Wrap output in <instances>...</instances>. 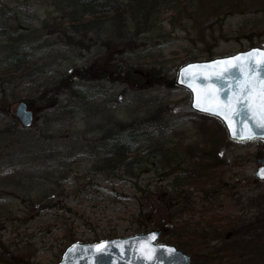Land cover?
Segmentation results:
<instances>
[{"label":"rangeland","instance_id":"rangeland-1","mask_svg":"<svg viewBox=\"0 0 264 264\" xmlns=\"http://www.w3.org/2000/svg\"><path fill=\"white\" fill-rule=\"evenodd\" d=\"M110 1L124 10L121 28L73 32L68 0H0V264H57L74 242L159 229L149 225L155 212L170 221L160 242L190 264H264V182L255 178L264 140H231L175 83L185 63L264 47V0ZM26 41L40 49L14 58ZM93 65L122 71L96 80ZM64 77L103 95L97 120L47 107L76 100L55 88ZM21 102L35 114L31 128L15 115ZM114 120L166 127L178 163L138 170L137 181L97 171V127Z\"/></svg>","mask_w":264,"mask_h":264},{"label":"trees","instance_id":"trees-1","mask_svg":"<svg viewBox=\"0 0 264 264\" xmlns=\"http://www.w3.org/2000/svg\"><path fill=\"white\" fill-rule=\"evenodd\" d=\"M68 2L71 3L70 5L68 4L65 9L70 8L71 15L70 17L69 15L66 16L71 19L69 22L71 31L73 32H95L98 31L97 29L100 25L105 23H110L114 28L122 27L119 23L121 17L125 14L124 10L120 11V9L112 7L110 0H68ZM111 13L113 14L110 15ZM63 32L66 31L64 30ZM63 34L70 37L71 35L76 36L82 33H69L71 35L68 33ZM83 34H92L101 38L104 33ZM105 34H110L109 37L111 35L117 37H124L126 35V33ZM29 44V41H26L25 44L22 43L21 46L18 47V50L14 51V58H25L32 54V50L35 52L40 49L37 47H29ZM96 66L97 65H93L92 67L96 80L107 79L113 77L114 74L120 76L122 71L117 67L116 69L110 67H103L100 69L96 68ZM58 84L59 86H55L56 89L61 88L59 90H62L66 87L69 88L70 97H76V100L72 101V99H70L69 102L64 103L63 100L53 97L49 99L47 107L56 108V114L62 110L65 112L68 109L73 117L77 113H82V118L86 121L88 119L97 120L99 112L97 110L94 111V100L103 95H86L88 92L91 94L95 89L90 85L84 87V85L77 84L72 77L62 78ZM114 122L115 127H109V125H98L97 127L102 133V141L99 143V148L100 151L104 153V157L98 159L99 161L96 163V165L100 167L99 170L95 166L100 173L112 178H121L122 176L135 178L137 181L139 174L136 171L138 170H140L141 173H144L145 170L149 168L150 171L153 170L159 173L161 170H169L173 168L178 163L180 155H178L175 146H173L171 142L165 140V135L168 134H164V131H167L166 127H164V129H162L163 127H138V125L127 124L123 121L114 120ZM107 141H109L108 144ZM177 179L178 177H175V183ZM179 179H181L180 176ZM175 183L172 184V186L176 189L180 184L178 182ZM135 186L136 187L134 188L136 190H140V186L137 183ZM149 212L150 210L148 208L141 207L139 215H149ZM153 214L156 215L157 218L155 217L154 220H151L149 225H156L163 231L170 226V221L160 219L159 212ZM150 216L152 215L150 214ZM172 225L173 224H171V226ZM174 240L176 241L178 239ZM179 243H181V241H179Z\"/></svg>","mask_w":264,"mask_h":264},{"label":"water","instance_id":"water-1","mask_svg":"<svg viewBox=\"0 0 264 264\" xmlns=\"http://www.w3.org/2000/svg\"><path fill=\"white\" fill-rule=\"evenodd\" d=\"M250 52H264V47L253 46L226 56L191 61L182 65L176 76V85L187 89L191 94L192 109L198 113L211 115L222 120L229 138L235 141H248L249 139H241L240 136L234 137L232 131H230L228 127V123L222 116L209 114L195 107L194 104L197 100V93L193 92V90L188 87V80L192 79L193 86L201 92L200 103L202 107L206 106L203 99V88L210 82L214 85L217 93L220 94V99H226L229 82L234 84L235 81L240 78V73L230 68L232 73L231 76L228 77L227 80L219 79L215 75L218 69L213 66L217 61L230 60L233 57L246 55ZM191 65H206L208 67L194 70L191 74L184 72V70ZM208 77H210L211 80H209ZM182 79L184 82H181ZM15 115L26 128H31L33 126L35 115L32 110L28 109L26 102H21L18 105ZM233 128L238 130L241 135H247L244 125L234 122ZM254 131L255 138L250 140L264 139V131L259 128H255ZM257 163L259 167L255 172V177L264 182V176L260 174L261 171L264 170V155L257 159ZM162 233V230H151L126 237L105 239L92 243L77 241L66 249L61 261L57 264H189L191 262L190 255L178 249L175 245L158 242ZM100 244L105 245V247L103 249H97L96 246ZM117 245H120V247H117ZM149 249L151 250L150 252ZM169 249L173 251L169 252Z\"/></svg>","mask_w":264,"mask_h":264},{"label":"snow or ice","instance_id":"snow-or-ice-1","mask_svg":"<svg viewBox=\"0 0 264 264\" xmlns=\"http://www.w3.org/2000/svg\"><path fill=\"white\" fill-rule=\"evenodd\" d=\"M207 67L206 65H191L184 72L191 74L194 70ZM213 67L218 69L215 75L219 79L227 80L232 74L230 68L238 71L240 78L234 84L229 82L228 95L223 100L220 99V94L217 93L211 82L205 85L203 99L206 106L204 107L200 103L201 92L193 86L192 79H189L188 87L197 93L194 106L209 114L222 116L234 137L254 139L255 128L264 131V52H250L230 60L217 61ZM208 79L211 80L210 77ZM181 82L184 80L182 79ZM234 122L245 126L246 136L241 135L238 130L233 128ZM260 174L264 176V170ZM96 247L103 249L105 245L100 244ZM168 251L172 252L173 250L169 249Z\"/></svg>","mask_w":264,"mask_h":264}]
</instances>
